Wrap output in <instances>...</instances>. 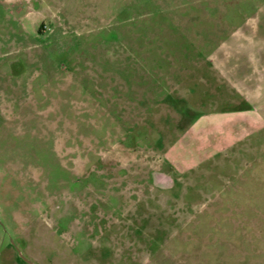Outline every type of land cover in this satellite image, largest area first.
<instances>
[{
    "label": "rangeland",
    "instance_id": "374dc122",
    "mask_svg": "<svg viewBox=\"0 0 264 264\" xmlns=\"http://www.w3.org/2000/svg\"><path fill=\"white\" fill-rule=\"evenodd\" d=\"M239 35L264 0H0V264H264Z\"/></svg>",
    "mask_w": 264,
    "mask_h": 264
},
{
    "label": "crops",
    "instance_id": "0c3cea01",
    "mask_svg": "<svg viewBox=\"0 0 264 264\" xmlns=\"http://www.w3.org/2000/svg\"><path fill=\"white\" fill-rule=\"evenodd\" d=\"M222 44V53L229 52L228 54L230 55L226 68L229 69L230 76H235L232 77V79L230 78L232 83L236 81L237 76L241 75V71L240 73L236 72L238 70V68H236L237 64L242 62L237 61V56L235 57L237 52L243 54L242 56L245 58V64H247L246 66L248 68L252 70L257 69L259 71L260 67L262 68V65L264 66V37L239 35L233 38L229 37ZM258 61L259 63L261 62V64L257 66L256 62ZM239 66H241V63ZM254 75L256 76V74Z\"/></svg>",
    "mask_w": 264,
    "mask_h": 264
},
{
    "label": "water",
    "instance_id": "95a60500",
    "mask_svg": "<svg viewBox=\"0 0 264 264\" xmlns=\"http://www.w3.org/2000/svg\"><path fill=\"white\" fill-rule=\"evenodd\" d=\"M20 254L23 256L22 252H20ZM23 258H24L26 261L30 262L31 264H36V263L30 261L29 259H27L25 256H23Z\"/></svg>",
    "mask_w": 264,
    "mask_h": 264
},
{
    "label": "flooded vegetation",
    "instance_id": "af4514ba",
    "mask_svg": "<svg viewBox=\"0 0 264 264\" xmlns=\"http://www.w3.org/2000/svg\"><path fill=\"white\" fill-rule=\"evenodd\" d=\"M25 260V259H24ZM26 261V260H25ZM28 262V261H27Z\"/></svg>",
    "mask_w": 264,
    "mask_h": 264
}]
</instances>
